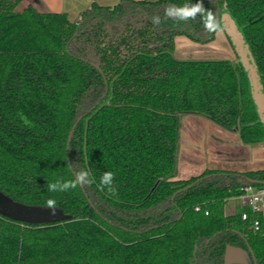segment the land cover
<instances>
[{
  "label": "trees",
  "instance_id": "16d2710c",
  "mask_svg": "<svg viewBox=\"0 0 264 264\" xmlns=\"http://www.w3.org/2000/svg\"><path fill=\"white\" fill-rule=\"evenodd\" d=\"M196 2L93 3L72 21L0 0V191L28 206L54 199L71 216L46 226L0 216V264H225L229 248L264 264V231L247 230L242 210L225 215L249 181L264 187V170L177 180L184 116L238 131L245 145L264 143L237 52L235 64L174 56L179 36L214 40L200 15L165 16L169 6ZM202 2L236 22L264 94V0ZM82 170L92 183L48 191ZM108 171L113 183L102 187Z\"/></svg>",
  "mask_w": 264,
  "mask_h": 264
},
{
  "label": "crops",
  "instance_id": "0c3cea01",
  "mask_svg": "<svg viewBox=\"0 0 264 264\" xmlns=\"http://www.w3.org/2000/svg\"><path fill=\"white\" fill-rule=\"evenodd\" d=\"M121 0H26V5L34 6L41 13H66L72 21L80 19L83 12L93 3L115 6ZM218 46L209 47L194 43L189 39L176 38L175 53L179 59L203 58L206 55L235 61L230 42L222 32L218 33ZM206 170L245 173L264 170V143L245 145L238 131H227L214 122L188 115L181 119L180 150L178 156L177 180L199 176ZM237 212L242 207L237 199ZM228 205V204H227ZM226 205V207H227ZM225 215L232 216L234 214ZM225 264H254L247 251L229 248Z\"/></svg>",
  "mask_w": 264,
  "mask_h": 264
},
{
  "label": "water",
  "instance_id": "95a60500",
  "mask_svg": "<svg viewBox=\"0 0 264 264\" xmlns=\"http://www.w3.org/2000/svg\"><path fill=\"white\" fill-rule=\"evenodd\" d=\"M216 20L218 22H221L222 28L224 29L227 37L230 38L231 44L240 57V63L248 72V78L252 87L253 101L258 109L260 120L264 125V94L262 92V85L260 84L258 79V70L252 64L251 52L245 45L244 36L239 31L236 22L229 15L221 16L219 9L217 10ZM94 66L100 71V68L98 66ZM79 121H81V119H79ZM73 134L74 131L70 135L69 143L72 140ZM249 183L252 185L258 184L255 181H249ZM52 212L53 209L50 208L28 206L22 203H18L8 197L2 191H0V216L5 217L9 220L30 226L53 225L71 220V216L66 215L61 209L55 208V214H53ZM249 253L252 257H254V254L251 250Z\"/></svg>",
  "mask_w": 264,
  "mask_h": 264
},
{
  "label": "clouds",
  "instance_id": "9594fccd",
  "mask_svg": "<svg viewBox=\"0 0 264 264\" xmlns=\"http://www.w3.org/2000/svg\"><path fill=\"white\" fill-rule=\"evenodd\" d=\"M197 15H200L204 19L205 28L208 31H217L220 28L218 21L216 20V16L214 12L210 9H206L203 6L202 0H197L195 4L177 7V6H169L165 10V16L167 18L177 19L187 21L189 19L194 20ZM152 21L154 24H160V18L158 16H153ZM114 173L111 171L103 173L101 176L100 184L102 187L110 186L113 183ZM75 179L60 181L57 180L52 183L47 184V189L50 192H65L70 189H75L78 185L80 187H84L90 183H92L89 178V173L87 171H77L75 174ZM107 191L111 195H116V189L114 187H107ZM55 204L56 201L54 199H49L47 201V206L50 209H53V214H55Z\"/></svg>",
  "mask_w": 264,
  "mask_h": 264
},
{
  "label": "built area",
  "instance_id": "2783aa9c",
  "mask_svg": "<svg viewBox=\"0 0 264 264\" xmlns=\"http://www.w3.org/2000/svg\"><path fill=\"white\" fill-rule=\"evenodd\" d=\"M236 199L242 207L241 219L247 230L254 234L262 233L264 231V187L246 185ZM195 210L200 212L201 208L196 207ZM205 214L209 215V212Z\"/></svg>",
  "mask_w": 264,
  "mask_h": 264
},
{
  "label": "rangeland",
  "instance_id": "374dc122",
  "mask_svg": "<svg viewBox=\"0 0 264 264\" xmlns=\"http://www.w3.org/2000/svg\"><path fill=\"white\" fill-rule=\"evenodd\" d=\"M149 1H157V0H149ZM27 3V2H26ZM219 32H222L224 35H226V33H225V31H224V29L222 28V27H220L219 28V30H217L216 31V33H215V37H214V40L213 41H211V42H209V43H206V44H202V45H209V47H214L217 43H218V33ZM179 37H183L182 39H189V38H187V37H185V36H179ZM226 37H227V35H226ZM228 38V37H227ZM189 40H191V39H189ZM229 40V39H228ZM192 41V40H191ZM193 42V41H192ZM229 42H230V47H231V49H232V51H233V55L235 56V58H237V62H239V58H238V56H237V53H236V50H235V48L233 47V45L231 44V41L229 40ZM195 43V42H194ZM175 44H176V39H175ZM217 46H218V44H217ZM174 56L177 58V59H179L178 58V56L176 55V53H174ZM226 55H224V56H222V57H215V56H210V55H206L205 57H203V58H192V59H189V58H187V59H179V60H189V61H201V60H229V59H227V57H225ZM229 61H231V60H229ZM233 64H235V61H231ZM236 203H237V201H235V199H233V200H230L229 202H228V205H227V207H226V212L228 213V214H234L235 212H237V208H236Z\"/></svg>",
  "mask_w": 264,
  "mask_h": 264
}]
</instances>
